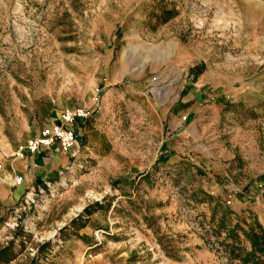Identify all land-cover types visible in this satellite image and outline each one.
I'll return each mask as SVG.
<instances>
[{
	"label": "rangeland",
	"instance_id": "obj_1",
	"mask_svg": "<svg viewBox=\"0 0 264 264\" xmlns=\"http://www.w3.org/2000/svg\"><path fill=\"white\" fill-rule=\"evenodd\" d=\"M69 106L89 155L0 220V264L108 237L132 264H264V0H0V154Z\"/></svg>",
	"mask_w": 264,
	"mask_h": 264
},
{
	"label": "crops",
	"instance_id": "obj_2",
	"mask_svg": "<svg viewBox=\"0 0 264 264\" xmlns=\"http://www.w3.org/2000/svg\"><path fill=\"white\" fill-rule=\"evenodd\" d=\"M70 107L75 106L66 108ZM54 111L48 115L46 126L56 121L59 112L56 109ZM85 121L86 119H78L74 123L75 141L67 151H61L57 144L41 148L34 154L29 152L18 154L10 147L4 148L0 154V220L8 219L11 213L18 216V212L29 207L28 204L37 194L42 197L46 191L55 196L60 186L73 178L76 171L73 167L77 165L76 162L89 155L80 148L84 137L82 134L85 133L83 132ZM36 134L33 133L31 136ZM4 155H9L10 158H5ZM17 174L22 176L20 185L13 184V178ZM108 238L90 245L83 253L79 264H132L131 248L123 242Z\"/></svg>",
	"mask_w": 264,
	"mask_h": 264
},
{
	"label": "built area",
	"instance_id": "obj_3",
	"mask_svg": "<svg viewBox=\"0 0 264 264\" xmlns=\"http://www.w3.org/2000/svg\"><path fill=\"white\" fill-rule=\"evenodd\" d=\"M89 116L88 109L84 107L65 108L59 112L54 123L42 128L38 134L29 137L24 145L18 147V154L29 152L37 153L41 148H49L57 144L61 151H67L75 141L73 125L78 119H86ZM22 183V176L15 175L14 185Z\"/></svg>",
	"mask_w": 264,
	"mask_h": 264
},
{
	"label": "trees",
	"instance_id": "obj_4",
	"mask_svg": "<svg viewBox=\"0 0 264 264\" xmlns=\"http://www.w3.org/2000/svg\"><path fill=\"white\" fill-rule=\"evenodd\" d=\"M195 67L198 66H194L192 70L196 69ZM233 231L234 229L232 230V232ZM245 235L249 239L250 244L252 246V251L250 252L249 256H254L255 251L264 254V230L261 229L260 232H256L253 228H250V230Z\"/></svg>",
	"mask_w": 264,
	"mask_h": 264
}]
</instances>
